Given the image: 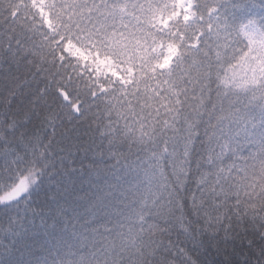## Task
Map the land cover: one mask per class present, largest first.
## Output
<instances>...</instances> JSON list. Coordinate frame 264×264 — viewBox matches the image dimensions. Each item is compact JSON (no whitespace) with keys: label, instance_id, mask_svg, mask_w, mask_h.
Segmentation results:
<instances>
[{"label":"snow or ice","instance_id":"snow-or-ice-1","mask_svg":"<svg viewBox=\"0 0 264 264\" xmlns=\"http://www.w3.org/2000/svg\"><path fill=\"white\" fill-rule=\"evenodd\" d=\"M0 264H264V0H0Z\"/></svg>","mask_w":264,"mask_h":264}]
</instances>
